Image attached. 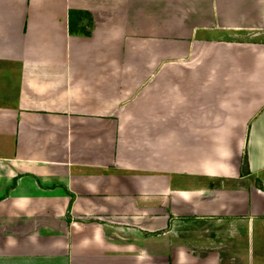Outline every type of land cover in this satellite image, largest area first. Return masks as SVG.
I'll use <instances>...</instances> for the list:
<instances>
[{"label": "crops", "instance_id": "crops-1", "mask_svg": "<svg viewBox=\"0 0 264 264\" xmlns=\"http://www.w3.org/2000/svg\"><path fill=\"white\" fill-rule=\"evenodd\" d=\"M0 264H264V0H0Z\"/></svg>", "mask_w": 264, "mask_h": 264}, {"label": "trees", "instance_id": "trees-1", "mask_svg": "<svg viewBox=\"0 0 264 264\" xmlns=\"http://www.w3.org/2000/svg\"><path fill=\"white\" fill-rule=\"evenodd\" d=\"M74 14V12H70L69 13V32L71 33V34H74V33H76V31L78 30V26L74 23V21L72 20V15ZM89 27H90V25H89ZM85 29H83V35H89V32H85L84 31Z\"/></svg>", "mask_w": 264, "mask_h": 264}]
</instances>
